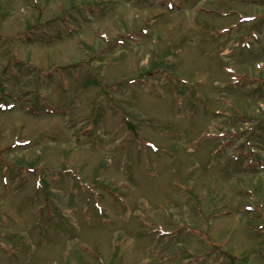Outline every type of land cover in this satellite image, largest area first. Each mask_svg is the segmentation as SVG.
I'll return each mask as SVG.
<instances>
[{"label":"rangeland","instance_id":"obj_1","mask_svg":"<svg viewBox=\"0 0 264 264\" xmlns=\"http://www.w3.org/2000/svg\"><path fill=\"white\" fill-rule=\"evenodd\" d=\"M0 102V264H264V0H0Z\"/></svg>","mask_w":264,"mask_h":264}]
</instances>
